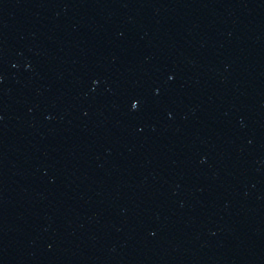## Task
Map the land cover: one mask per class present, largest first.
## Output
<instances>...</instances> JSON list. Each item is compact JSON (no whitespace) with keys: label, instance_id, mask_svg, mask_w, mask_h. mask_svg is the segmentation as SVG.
Listing matches in <instances>:
<instances>
[{"label":"water","instance_id":"95a60500","mask_svg":"<svg viewBox=\"0 0 264 264\" xmlns=\"http://www.w3.org/2000/svg\"><path fill=\"white\" fill-rule=\"evenodd\" d=\"M0 264H264L158 196L75 114L0 74Z\"/></svg>","mask_w":264,"mask_h":264}]
</instances>
